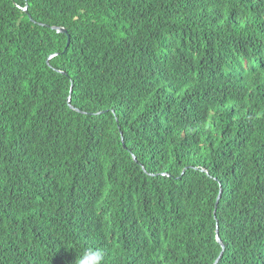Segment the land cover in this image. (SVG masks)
Wrapping results in <instances>:
<instances>
[{"label":"trees","instance_id":"trees-1","mask_svg":"<svg viewBox=\"0 0 264 264\" xmlns=\"http://www.w3.org/2000/svg\"><path fill=\"white\" fill-rule=\"evenodd\" d=\"M263 41L264 0H0V264H213L216 226L264 264Z\"/></svg>","mask_w":264,"mask_h":264},{"label":"clouds","instance_id":"clouds-1","mask_svg":"<svg viewBox=\"0 0 264 264\" xmlns=\"http://www.w3.org/2000/svg\"><path fill=\"white\" fill-rule=\"evenodd\" d=\"M57 27H62V26H57ZM67 34H68V32H67ZM237 108L242 109L243 105L238 103ZM239 116L240 117H237L238 119H240L243 115L239 114ZM243 118H245V116ZM233 119H235V118H233ZM230 121H232V120H230ZM216 228L218 229V227H216ZM215 238H216L217 242H219L217 240L218 238L221 241L219 234L218 235L216 234V229H215ZM74 264H105V253H104L103 249H101V248H95V247L85 248L76 257Z\"/></svg>","mask_w":264,"mask_h":264},{"label":"bare ground","instance_id":"bare-ground-1","mask_svg":"<svg viewBox=\"0 0 264 264\" xmlns=\"http://www.w3.org/2000/svg\"><path fill=\"white\" fill-rule=\"evenodd\" d=\"M67 44V43H66ZM263 52V53H262ZM255 53H257L259 56H263V60H262V64H264V41L262 42V43H260L258 46H257V49H255ZM249 79H248V76L243 80V82L245 83L246 81H248ZM264 95V92H255V96H256V98H261V96H263ZM68 100H70V98L68 99ZM70 107H72L71 105H70ZM77 109V108H76ZM78 111H79V109H77ZM201 170H204L205 171V168H201ZM220 194H221V188H220V190H219V194H218V196H217V199H216V203L218 202V200H219V198H220ZM217 227V226H216ZM220 244H221V248H222V250H221V252H220V254H219V256L215 259V261H217L216 263H215V261H214V263L213 264H218V261H219V258H220V256H221V253H222V251H223V249H224V244L222 243V241H220L219 242Z\"/></svg>","mask_w":264,"mask_h":264},{"label":"water","instance_id":"water-1","mask_svg":"<svg viewBox=\"0 0 264 264\" xmlns=\"http://www.w3.org/2000/svg\"><path fill=\"white\" fill-rule=\"evenodd\" d=\"M52 29H55L56 32H60V33H64V34H67V30L63 27H57V26H53ZM67 44H66V47L67 45L69 44V41H70V36L67 34ZM216 234L218 235V229L216 228ZM219 242H220V239L218 238L217 239ZM217 261H215L216 263Z\"/></svg>","mask_w":264,"mask_h":264}]
</instances>
